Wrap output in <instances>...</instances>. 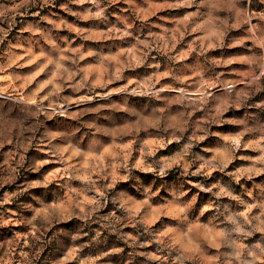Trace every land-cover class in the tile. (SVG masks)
<instances>
[{
  "label": "clouds",
  "instance_id": "obj_1",
  "mask_svg": "<svg viewBox=\"0 0 264 264\" xmlns=\"http://www.w3.org/2000/svg\"><path fill=\"white\" fill-rule=\"evenodd\" d=\"M0 264H264V0H0Z\"/></svg>",
  "mask_w": 264,
  "mask_h": 264
},
{
  "label": "rangeland",
  "instance_id": "obj_2",
  "mask_svg": "<svg viewBox=\"0 0 264 264\" xmlns=\"http://www.w3.org/2000/svg\"><path fill=\"white\" fill-rule=\"evenodd\" d=\"M54 251H55L54 248H50V249L45 253V255H46V256H47V255H50V254L54 253Z\"/></svg>",
  "mask_w": 264,
  "mask_h": 264
}]
</instances>
